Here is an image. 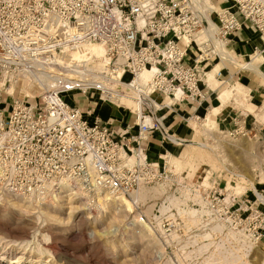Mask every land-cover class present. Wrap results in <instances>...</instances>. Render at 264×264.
Returning <instances> with one entry per match:
<instances>
[{
  "label": "built area",
  "instance_id": "built-area-1",
  "mask_svg": "<svg viewBox=\"0 0 264 264\" xmlns=\"http://www.w3.org/2000/svg\"><path fill=\"white\" fill-rule=\"evenodd\" d=\"M243 24L264 42V0H0V193L42 205L67 190L91 209L100 194L132 200L139 187L165 185L197 195L213 219L264 251L260 200L243 199L231 184L188 186L166 159L151 163L145 147L154 131L177 147L187 143L163 129L157 112L205 101L199 73L212 59L233 67L228 47ZM92 45L104 50L99 71ZM189 48L196 54L185 65ZM104 79L124 89L110 91ZM29 87L39 92L28 97ZM124 99L137 107L124 108L134 128L114 131L95 105L120 108ZM224 133L254 137L240 122ZM148 218L171 263L201 260L187 243L199 228L177 211Z\"/></svg>",
  "mask_w": 264,
  "mask_h": 264
},
{
  "label": "rangeland",
  "instance_id": "rangeland-1",
  "mask_svg": "<svg viewBox=\"0 0 264 264\" xmlns=\"http://www.w3.org/2000/svg\"><path fill=\"white\" fill-rule=\"evenodd\" d=\"M127 79L128 76L125 77ZM14 94L16 96L18 91ZM69 95H63L67 103L81 108L88 106L86 98ZM6 102L8 112L12 99H6ZM99 103L107 102L98 101L96 109ZM121 104V108L133 110L132 100L124 99ZM192 125L197 131L193 140L196 144H184L179 148V153L183 150L180 157L170 158L169 164L175 173L188 169L192 174L200 167L197 176L203 169H210L220 178L233 181L235 171H246L248 155L253 161V171H257L264 147L256 137L229 136L215 128L214 123L213 129H207L203 120H194ZM189 151H193L192 155ZM243 176L236 177L239 183H245ZM202 182L199 184H206V177ZM148 191L140 188L132 200L100 194L96 198L97 206L91 209L68 192L42 205L0 193V254L5 252V259L0 264H177L165 257L163 245L150 219L140 215L152 204L147 196L154 198L162 192L155 188V194L148 195ZM233 191L241 193L242 189L238 184ZM143 200L146 201L144 204L141 203ZM172 200L168 198L166 202L171 203ZM132 201L139 203L138 209ZM166 209L163 203L160 211L165 212ZM190 210L194 209L179 208L177 212L180 217H185L187 225L200 229L199 224L192 222ZM246 260L249 264H262L264 251L251 245L246 252ZM204 262L211 261L201 264Z\"/></svg>",
  "mask_w": 264,
  "mask_h": 264
},
{
  "label": "crops",
  "instance_id": "crops-1",
  "mask_svg": "<svg viewBox=\"0 0 264 264\" xmlns=\"http://www.w3.org/2000/svg\"><path fill=\"white\" fill-rule=\"evenodd\" d=\"M209 16L211 17L212 14ZM203 38V34L198 35L196 43H199ZM228 48L233 56V61H235L233 67L212 59L204 65L199 73L202 79L201 90L206 95L204 102L198 105L195 102L185 100L173 104L170 111L166 109L158 111L157 116L161 119L163 129L169 135L187 143L196 137L197 131L192 123L193 117H198L199 120H203L205 128L213 129L214 123L215 128L223 133L233 130L235 123L240 122L241 126L246 129H253L254 137L264 147V42L252 27L243 24L241 30L231 39ZM187 54L189 57L185 59L184 64L190 65L196 52L193 48H189ZM27 94L29 95L28 92ZM166 101L164 100V103ZM132 109L134 110V105H132ZM95 115L106 121L114 131L134 128L135 118L124 108H118L108 103H99V107L95 108ZM145 147L149 161L157 166H160L167 156H169L167 162L170 163V158L180 157L183 151L181 150L179 153L180 147L165 141L160 131H154L148 136ZM192 153L193 151L191 155ZM261 158L260 166L255 172L253 171V161L250 160L251 156L248 155L246 157V171L244 173L240 170L235 171L233 181L220 178L216 173H211L210 169L208 171L203 169L197 176L200 167L192 174H189L188 169H184L179 171L178 175L180 180L188 186L201 183L205 177L206 184L204 186L231 184L235 189L239 184L243 199L257 203L259 196L264 198V152ZM242 174L245 175V183H241V181L239 183V178H236L243 176ZM155 188L162 192L154 198L147 196L148 202L152 204L147 207L149 211L147 209L141 211L140 215L151 217L157 212L172 214L179 208H191L200 212L205 219L212 218L207 206L197 198V195L190 192H177L165 185L144 187V189L149 190L148 195L150 193L155 194L153 193ZM168 198L173 199V202H166ZM163 203L167 208L165 212L160 211V206ZM187 243L190 244L191 241L187 240Z\"/></svg>",
  "mask_w": 264,
  "mask_h": 264
},
{
  "label": "bare ground",
  "instance_id": "bare-ground-1",
  "mask_svg": "<svg viewBox=\"0 0 264 264\" xmlns=\"http://www.w3.org/2000/svg\"><path fill=\"white\" fill-rule=\"evenodd\" d=\"M88 50L94 56V62L92 63L93 69L99 71L101 67H98V65L100 64L99 61L102 60L104 52L103 48L98 45H92L88 48ZM147 75L148 74L146 73L144 76ZM103 85L106 89L113 92L121 91L122 89H124L123 86L118 85L109 79H104ZM27 92L29 93V95L27 94ZM38 92L39 91L37 89L29 87L26 90V95L28 97H31L36 95ZM127 93L128 92L126 91V94ZM133 105L134 110L137 109L136 105ZM194 144H196V142L193 141H190L189 144L187 143V145ZM168 158L169 156L165 157L166 161L168 160ZM140 188L142 187H139L138 190ZM137 191H135L132 196ZM63 192L67 191L63 190ZM258 198L261 202V205L264 207V198L260 196ZM190 217L192 222L200 225L201 229L199 234L195 235L194 237H191V244H195L197 246L192 253L201 258V260L197 261L196 264H201L203 261L207 262V260H210L211 262H204L205 264H249L246 260V252L251 247V243L245 237H243L239 233H233V231L228 229L224 223H221L213 218L205 219L204 216L196 210H190ZM200 242L202 243L198 244ZM233 246H237V248H234ZM239 251L241 253H239ZM4 254L5 252L0 254V261L5 259ZM18 263L19 262H16L15 264ZM194 263L195 262H193V264ZM262 264H264V262Z\"/></svg>",
  "mask_w": 264,
  "mask_h": 264
},
{
  "label": "water",
  "instance_id": "water-1",
  "mask_svg": "<svg viewBox=\"0 0 264 264\" xmlns=\"http://www.w3.org/2000/svg\"><path fill=\"white\" fill-rule=\"evenodd\" d=\"M70 80H78V77L77 76H70ZM94 82H97V81H94Z\"/></svg>",
  "mask_w": 264,
  "mask_h": 264
}]
</instances>
